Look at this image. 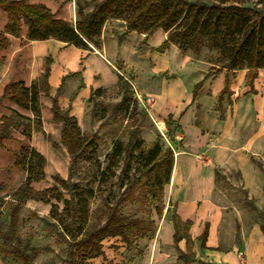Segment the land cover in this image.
<instances>
[{
	"label": "rangeland",
	"instance_id": "rangeland-1",
	"mask_svg": "<svg viewBox=\"0 0 264 264\" xmlns=\"http://www.w3.org/2000/svg\"><path fill=\"white\" fill-rule=\"evenodd\" d=\"M91 1L28 0L29 3L47 7L73 25L78 20V6L91 10ZM256 3L253 1L249 4L263 9ZM7 24V15L0 10V34ZM21 34V38L10 36V47L0 50V126L1 119L13 118L12 138L0 144V264H141L156 233L158 218L168 207L173 212L176 205L169 197L168 185L164 186L162 192L156 191L154 173L144 168L139 156L141 151L136 148L137 142L143 140L142 151L145 153L160 143L163 158L167 157L170 149L174 153L179 146L182 147L184 132L178 117L181 116L183 121L190 107L182 106L184 95L180 98L171 89L178 90V84L184 86L183 92L191 96V104L198 99L202 88L206 89L204 93L207 97L212 96L213 88H206L205 85L207 75L199 79L200 69L204 65L211 67L209 72H213L214 67L221 68L212 64L217 54L207 48H203L199 54L191 51L184 53L178 47L171 50L170 46L159 50L161 45L158 53L149 57L147 62L143 56L146 46L141 40L143 36L138 33V36L129 38L125 23L109 20L103 27L99 42L102 45L103 39H117L123 34L121 36H124L123 42L126 43L123 54L129 64L126 66L124 61L118 62L120 71L126 69L123 72L124 81L118 86L92 92L85 115L77 122L82 134L95 142L94 150H86L72 158L61 141L63 124L54 119L45 128L41 99L49 95L48 91H44L48 88L46 71L40 77L33 73L34 69L38 70V65L34 64L32 42L25 37L27 26L24 22L21 23ZM152 39H157L156 35ZM95 49L90 46L91 52ZM260 70L256 72L252 88L248 85V75L245 85L241 81L236 82L234 92L229 85L232 77L228 75L225 78V86L228 85L218 99L216 111L217 117L222 119L228 106H231L233 114L238 117L237 136L232 140V148L257 144L264 146V136L255 138L259 131V110L264 116L260 108L261 103L264 109V91L261 99H252L258 94L254 88L256 81L259 80L264 89V72ZM12 82H24L27 86L36 84L41 88V130L36 129L38 120H35L32 112L19 108L4 95V88ZM165 88L167 94L164 96ZM233 93L238 96L231 99ZM193 106L197 108L198 104ZM14 112L35 121L28 123L17 119ZM172 113V118H169ZM192 113L185 117V125H191ZM17 121L28 127L19 128ZM24 131L30 133L28 138L23 135ZM117 143L126 147L127 154H123L114 168L115 175H106L103 177L105 181L101 182V172L108 166L107 155L112 153ZM27 147L43 155L46 165L44 179L32 184L34 192L30 197L22 198L17 191L28 176L24 160ZM244 158L245 161H237L242 166L246 162L252 164L255 169L251 172L253 177L258 175L264 179L262 159L249 151H245ZM246 169L250 170V166ZM215 170L217 188L208 200L226 207L227 216L236 218L238 228L242 220L263 225L264 199L250 198L242 183L240 168L230 164L228 168L217 167ZM81 188L95 191L89 201L86 231L82 234L77 232L79 224L75 216V190ZM196 188L190 185L187 190L189 194H194ZM158 207L161 215L157 214ZM111 216L143 221L144 231H133L127 234V238L104 236L96 239L99 248L93 250L94 257L84 260V249H80L79 241L86 233L101 229ZM171 217L176 219L175 211ZM176 220L178 236L188 237L190 224ZM187 256H191L190 251Z\"/></svg>",
	"mask_w": 264,
	"mask_h": 264
},
{
	"label": "crops",
	"instance_id": "crops-1",
	"mask_svg": "<svg viewBox=\"0 0 264 264\" xmlns=\"http://www.w3.org/2000/svg\"><path fill=\"white\" fill-rule=\"evenodd\" d=\"M128 35L130 38L139 34L129 31ZM141 35L142 42L146 43L143 56L148 62L149 57L158 53V48L167 39V33L159 29L150 36ZM155 35L157 39L152 41ZM125 48L126 43H120L119 38L103 39L101 47L92 52L57 40L33 41L34 64L38 65V70L34 69L33 73L40 77L43 72L49 70V95L41 99L45 128L55 121L54 102L61 110L80 120L85 115L86 104L92 92L118 86L119 75L124 77L123 72L126 69L120 71L117 64L119 61H124L126 66L129 64L123 54ZM175 48L177 49L175 45H170L171 50ZM203 67L200 69L199 79L207 75L205 85L206 88H213L212 96L207 97L204 93L206 89L202 88L197 99L199 102L195 100L191 104L192 98L183 92L184 86L178 84V90L171 89L180 98L184 95L182 106L190 107L184 116H189L190 112L194 114L191 117V125H185L186 118L183 116L181 121L179 113L178 120L179 125L183 127L184 141L178 151L174 149V167L167 187V190L170 188L169 197L176 205V219L190 224L188 237L178 236L177 220L171 217L174 211L171 212V207H168L157 220L156 233L141 264H264L262 225L255 221L251 223L242 220L238 228L236 218L227 216L226 207L208 200L213 197L217 188L215 169L228 168L230 164L240 168L242 183L250 198L264 199V179L258 175L253 177L251 172L255 169L252 164L246 162L242 166L237 161H245V151H249L258 155L264 164V146L257 144L252 147L246 145L232 148V140L237 136L238 117L233 114L231 106H228L222 119L217 117L216 111L218 99L226 88V76L232 77L229 85L234 92L236 82L241 81L245 85L248 71L218 68L214 73L209 72L211 67ZM260 72H264V69ZM254 88L258 94L252 96V99H261L263 84L258 80ZM165 91L166 88L164 96L167 94ZM235 96L238 94L233 93L230 98ZM195 104H198L197 108L193 106ZM260 108L264 111L261 103ZM170 115L173 116V113ZM173 118L176 119L175 116ZM258 118L259 131L255 138H263L264 116L260 110ZM247 166H250V170L246 169ZM190 185L197 187L194 194H189L187 190ZM176 233L180 239L177 243ZM189 251L190 257L187 256Z\"/></svg>",
	"mask_w": 264,
	"mask_h": 264
},
{
	"label": "trees",
	"instance_id": "trees-1",
	"mask_svg": "<svg viewBox=\"0 0 264 264\" xmlns=\"http://www.w3.org/2000/svg\"><path fill=\"white\" fill-rule=\"evenodd\" d=\"M253 1L263 9L249 4ZM91 4V10L78 6V20L73 25L43 5L29 3L28 0H0V10L8 19L5 31L0 34V50L10 47V36L22 37V22L27 26L25 37L28 41L57 40L85 50H90L91 45L98 49L101 46L99 38L103 27L109 20L116 19L125 23L128 31L146 36L162 29L167 33V39L159 50L173 44L184 53L191 51L199 54L203 48L214 51L217 59L212 64L228 71L248 70V85L251 88L256 72L264 69V0H92ZM123 37H119L120 43L123 42ZM212 70L214 72L218 69L214 67ZM48 78L49 70L45 75L48 86L44 90L46 92L49 91ZM119 81H124L121 75ZM227 85L228 83L226 87ZM41 92L36 84L27 86L24 82H12L4 88L5 96L19 108L35 115V120L39 121L37 130H41L42 125L39 110ZM53 113L54 119L63 124L61 141L72 158L86 150H94L95 142L82 134L75 117L61 110L56 102ZM14 117L28 123H33L34 120L17 112H14ZM12 121V117L1 119L0 144L12 138ZM17 126L21 129L28 127L20 121H17ZM23 135L28 138L30 133L24 131ZM142 146L143 140L138 141L136 148L141 151L139 156L144 162V168L147 172L154 173L153 185L160 193L170 183L174 153L170 149L167 157L163 158L160 143H156L147 153L142 151ZM25 153L28 176L25 184L17 191L22 198L30 197L34 192L32 184L44 179L46 165L45 158L36 150L27 147ZM125 153L127 154L126 147L117 143L112 153L107 155L108 166L101 172V182L105 181L103 177L106 175H115L113 170ZM75 193V216L79 224L77 232L82 234L86 231L89 201L94 197L95 191L81 188L76 189ZM59 199L62 197L59 196ZM156 211L161 215L159 207ZM261 229L264 232V225ZM133 231H144V222L111 216L101 229L86 233L79 241L80 249H84L83 259L94 257L93 250L99 248L96 239L104 236L127 238V234ZM206 236L207 233L204 238ZM179 240L176 233V243Z\"/></svg>",
	"mask_w": 264,
	"mask_h": 264
}]
</instances>
